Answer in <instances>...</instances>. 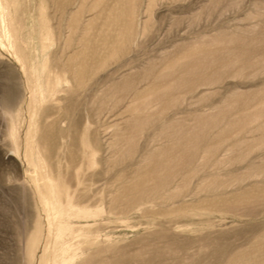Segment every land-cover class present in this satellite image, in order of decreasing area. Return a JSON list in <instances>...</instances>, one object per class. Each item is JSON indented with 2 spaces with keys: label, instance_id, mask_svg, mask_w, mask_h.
<instances>
[{
  "label": "rangeland",
  "instance_id": "obj_1",
  "mask_svg": "<svg viewBox=\"0 0 264 264\" xmlns=\"http://www.w3.org/2000/svg\"><path fill=\"white\" fill-rule=\"evenodd\" d=\"M0 264H264V0H0Z\"/></svg>",
  "mask_w": 264,
  "mask_h": 264
}]
</instances>
